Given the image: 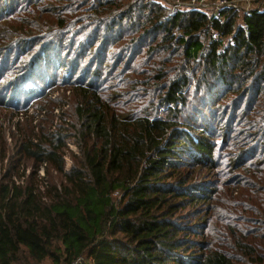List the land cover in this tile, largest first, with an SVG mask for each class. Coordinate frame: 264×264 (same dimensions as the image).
Instances as JSON below:
<instances>
[{"label": "trees", "instance_id": "16d2710c", "mask_svg": "<svg viewBox=\"0 0 264 264\" xmlns=\"http://www.w3.org/2000/svg\"><path fill=\"white\" fill-rule=\"evenodd\" d=\"M7 52L72 69L83 157L65 172L61 131L26 139L62 182L0 185V264H264V11L7 0Z\"/></svg>", "mask_w": 264, "mask_h": 264}, {"label": "rangeland", "instance_id": "374dc122", "mask_svg": "<svg viewBox=\"0 0 264 264\" xmlns=\"http://www.w3.org/2000/svg\"><path fill=\"white\" fill-rule=\"evenodd\" d=\"M6 1L2 0L0 9ZM154 1L169 8L168 3L173 0ZM261 4L264 7V0ZM207 12L212 16L211 11ZM9 58L8 52L0 55V185H33L47 193L54 186L59 187L62 178L46 163L36 165L28 159L25 141L32 136L36 140L42 133L61 131L66 143L65 172L82 161L83 151L77 139L76 99L71 86L77 76L56 56L49 57V61L43 59L38 74H31V58L24 67L17 66L14 57Z\"/></svg>", "mask_w": 264, "mask_h": 264}, {"label": "built area", "instance_id": "2783aa9c", "mask_svg": "<svg viewBox=\"0 0 264 264\" xmlns=\"http://www.w3.org/2000/svg\"><path fill=\"white\" fill-rule=\"evenodd\" d=\"M167 8V6H165ZM168 12L171 15H178L182 12L199 11L203 13L212 12V16L219 18L220 24L226 23V14L238 11L241 17L250 15L255 10L264 11L261 0H173L168 3ZM242 13V15H241ZM246 29L247 26L243 25ZM214 40L222 39L218 33L213 35ZM88 260L82 256L72 264H87Z\"/></svg>", "mask_w": 264, "mask_h": 264}]
</instances>
